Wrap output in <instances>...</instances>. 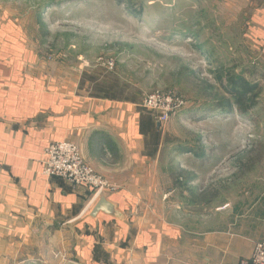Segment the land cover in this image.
I'll return each mask as SVG.
<instances>
[{"label":"crops","instance_id":"crops-1","mask_svg":"<svg viewBox=\"0 0 264 264\" xmlns=\"http://www.w3.org/2000/svg\"><path fill=\"white\" fill-rule=\"evenodd\" d=\"M220 4L244 23L249 41L264 43V0ZM7 16L0 5V264H234L251 257L264 241L263 172L213 159L196 163L203 178L175 179L178 149L152 113L138 102L43 81ZM56 141L76 145L115 188L103 196L116 217H89L100 196L43 174L45 148ZM198 150L187 152L192 160L205 158ZM237 167L233 179L225 177L223 168ZM206 190V210H189Z\"/></svg>","mask_w":264,"mask_h":264},{"label":"rangeland","instance_id":"rangeland-1","mask_svg":"<svg viewBox=\"0 0 264 264\" xmlns=\"http://www.w3.org/2000/svg\"><path fill=\"white\" fill-rule=\"evenodd\" d=\"M0 5L24 34L43 81L139 105L156 91L176 93L184 106L159 127L178 149L171 163L175 179L203 178L206 170H195L196 163L213 159L264 162V43L249 41L244 23L225 12L220 0H0ZM194 149L204 150L206 159L192 160L187 152ZM256 163L249 172L264 173ZM238 169L222 171L233 179ZM209 193L189 210H206Z\"/></svg>","mask_w":264,"mask_h":264},{"label":"built area","instance_id":"built-area-1","mask_svg":"<svg viewBox=\"0 0 264 264\" xmlns=\"http://www.w3.org/2000/svg\"><path fill=\"white\" fill-rule=\"evenodd\" d=\"M111 69L113 63H106ZM184 106V101L172 91L154 92L143 97L140 107L154 115L159 127H164L170 118ZM43 174L60 178L72 186L86 187L93 198L112 192L115 188L83 160L79 149L70 142H55L46 149ZM234 264H264V241L256 243L249 259Z\"/></svg>","mask_w":264,"mask_h":264},{"label":"water","instance_id":"water-1","mask_svg":"<svg viewBox=\"0 0 264 264\" xmlns=\"http://www.w3.org/2000/svg\"><path fill=\"white\" fill-rule=\"evenodd\" d=\"M99 212L105 213L113 217L117 216L116 209L106 200L104 196H100L98 198L97 202L95 203L89 214V217L95 218ZM67 264H72V263H67Z\"/></svg>","mask_w":264,"mask_h":264},{"label":"trees","instance_id":"trees-1","mask_svg":"<svg viewBox=\"0 0 264 264\" xmlns=\"http://www.w3.org/2000/svg\"><path fill=\"white\" fill-rule=\"evenodd\" d=\"M215 78H216V80L219 81V83H220L221 75H216ZM238 100H239V102H241V103L243 102V99H241V98H238ZM241 112H247V105H246V106H243V107L241 108ZM257 161H258L257 159H255V160L250 159L246 164H247V166L249 167V166L254 165Z\"/></svg>","mask_w":264,"mask_h":264}]
</instances>
